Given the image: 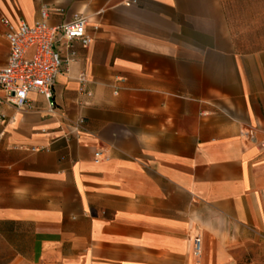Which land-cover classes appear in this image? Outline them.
<instances>
[{
	"label": "crops",
	"instance_id": "obj_1",
	"mask_svg": "<svg viewBox=\"0 0 264 264\" xmlns=\"http://www.w3.org/2000/svg\"><path fill=\"white\" fill-rule=\"evenodd\" d=\"M44 4L93 40L0 105V264H264V0H0V67Z\"/></svg>",
	"mask_w": 264,
	"mask_h": 264
},
{
	"label": "built area",
	"instance_id": "obj_2",
	"mask_svg": "<svg viewBox=\"0 0 264 264\" xmlns=\"http://www.w3.org/2000/svg\"><path fill=\"white\" fill-rule=\"evenodd\" d=\"M64 8L59 5L44 4L41 7V19L30 25L25 20L12 21L8 17L1 19L5 28V37L9 42V54L5 65L0 67V105L8 104L23 110L31 105L30 93H42L49 101L53 99V87L57 76L74 60L76 51L73 41H80L88 46L92 43V36L87 31L88 18L77 14L68 22L57 26L50 25L48 18L53 13H63ZM59 39L65 40L67 56L63 57L57 49ZM33 49L31 56L28 52ZM82 86L88 81L85 72L78 76ZM91 95V92H86ZM50 111H55L51 104ZM5 116L0 113V122ZM81 118L76 126L81 125ZM96 160L102 158V152L96 151ZM202 239L195 236L193 258L195 264L202 259Z\"/></svg>",
	"mask_w": 264,
	"mask_h": 264
}]
</instances>
